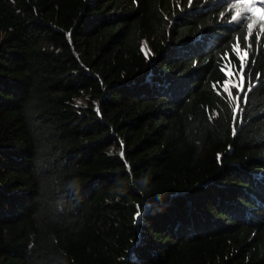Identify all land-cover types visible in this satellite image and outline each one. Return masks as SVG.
<instances>
[{
    "label": "trees",
    "instance_id": "1",
    "mask_svg": "<svg viewBox=\"0 0 264 264\" xmlns=\"http://www.w3.org/2000/svg\"><path fill=\"white\" fill-rule=\"evenodd\" d=\"M237 2L0 0V264H264V8Z\"/></svg>",
    "mask_w": 264,
    "mask_h": 264
},
{
    "label": "rangeland",
    "instance_id": "2",
    "mask_svg": "<svg viewBox=\"0 0 264 264\" xmlns=\"http://www.w3.org/2000/svg\"><path fill=\"white\" fill-rule=\"evenodd\" d=\"M234 14L236 15V11L234 12ZM254 29V25L253 28ZM251 29V30H252ZM145 43H147V41H145L142 45V50L146 55H149L151 53V48L150 46H148V51L145 48ZM237 50V47H236ZM237 52L239 53V57L241 59H244L247 56V52L245 50H237ZM225 71L228 75V79L224 82L222 88L225 90V88L228 89V92H230V88L233 86H236L237 88H239L240 90H242L243 88V76L241 73H239V71H237V69H235L233 66L227 65L225 67ZM227 92V93H228ZM238 97V96H237ZM237 97L235 98L236 104L237 106L239 105V99H237Z\"/></svg>",
    "mask_w": 264,
    "mask_h": 264
},
{
    "label": "snow or ice",
    "instance_id": "3",
    "mask_svg": "<svg viewBox=\"0 0 264 264\" xmlns=\"http://www.w3.org/2000/svg\"><path fill=\"white\" fill-rule=\"evenodd\" d=\"M241 2L242 0H238L237 4L233 6L236 9V15H233L231 17L233 21H236L238 19L241 21L251 20L252 17L249 14L250 13L254 14L255 6L257 2H259L261 7L264 8V0H243V7H241ZM261 18H264V17H261ZM254 23L255 21H253L252 23H247L246 25L249 30V35L251 34V29L253 28ZM237 50H238V46H237ZM241 67H243V63L241 64ZM225 91L228 92V89L225 88ZM228 94L231 95V92H228Z\"/></svg>",
    "mask_w": 264,
    "mask_h": 264
},
{
    "label": "water",
    "instance_id": "4",
    "mask_svg": "<svg viewBox=\"0 0 264 264\" xmlns=\"http://www.w3.org/2000/svg\"><path fill=\"white\" fill-rule=\"evenodd\" d=\"M148 46H149L148 42L145 43V48H146L147 51H148Z\"/></svg>",
    "mask_w": 264,
    "mask_h": 264
}]
</instances>
